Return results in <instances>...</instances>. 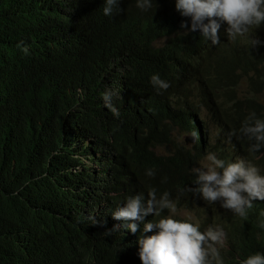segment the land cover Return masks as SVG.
Listing matches in <instances>:
<instances>
[{
	"label": "trees",
	"instance_id": "trees-1",
	"mask_svg": "<svg viewBox=\"0 0 264 264\" xmlns=\"http://www.w3.org/2000/svg\"><path fill=\"white\" fill-rule=\"evenodd\" d=\"M119 7L110 17L103 0H0V264H142L143 226L132 233L111 215L128 197L155 188L175 209L206 208L203 231L213 207L187 189L210 145L226 162L264 166V148L250 153L239 133L250 112L264 117V25L230 40L222 23L213 45L181 27L191 18L175 0ZM153 73L170 87L157 92ZM108 89L119 116L104 104ZM176 133L196 141L177 144ZM260 212L244 226L218 215L247 234L226 241L237 257L264 252Z\"/></svg>",
	"mask_w": 264,
	"mask_h": 264
},
{
	"label": "clouds",
	"instance_id": "clouds-1",
	"mask_svg": "<svg viewBox=\"0 0 264 264\" xmlns=\"http://www.w3.org/2000/svg\"><path fill=\"white\" fill-rule=\"evenodd\" d=\"M120 3L121 0H103V14L110 17L118 14L121 11ZM135 5L141 11H147L152 8L153 0H135ZM175 8L182 16L191 18L190 28L187 23H183L182 28L192 32L199 30L213 45L220 43L222 23L227 25L225 33L230 40L248 34L253 26L258 28L264 25V0H175ZM17 47L28 53V46L23 41ZM150 83L157 92L170 87L159 73L150 76ZM113 95V91L108 89L102 98L105 106L119 116L118 109L112 104ZM239 133L250 142V153L260 151L264 148V117L250 112L242 122ZM192 140L195 143L196 139ZM204 160L206 163L202 166L191 169L195 187H188L187 190L212 207L216 206L218 212L238 217L242 226L249 224L246 222L249 211L261 219L260 208L264 211V166L258 167L245 157L226 162L214 152H208ZM145 175L153 177L155 172L146 169ZM175 206L169 192L165 191L158 197L156 189L151 188L147 198L144 193L130 196L123 206L111 213L113 219L121 221L122 227L132 233L140 225L143 226L137 241L142 264H224L228 254L237 259V264H264V252L257 251L242 259L237 257L239 249H231L226 244L233 235L247 238L240 225L230 229L226 223L224 230L219 225L223 223L218 221V215L213 214V223L219 224L209 225L201 231L199 224L191 220L161 215L163 210H174ZM149 215L153 219L146 220ZM90 219H93V224L98 223L94 218ZM119 227L121 225L116 226ZM259 227L264 229V221ZM149 232L153 234L145 235ZM259 237L260 233H257Z\"/></svg>",
	"mask_w": 264,
	"mask_h": 264
},
{
	"label": "rangeland",
	"instance_id": "rangeland-1",
	"mask_svg": "<svg viewBox=\"0 0 264 264\" xmlns=\"http://www.w3.org/2000/svg\"><path fill=\"white\" fill-rule=\"evenodd\" d=\"M248 93V90L246 88H240L239 89V95L242 97L244 94H247ZM264 99V97H263ZM204 119H206V116H204ZM218 131L215 129L214 130V137L216 138V140L218 139L219 135H218ZM174 138H175V142L177 144H182V143H186L187 145L191 146L194 144V141H192V137L187 135V134H183V133H176L174 135ZM221 145H217V143H212V145H210V152H214L216 153V155H219L218 152H219V148H220ZM203 163H206V161L203 159V161H201L200 165L199 166H202ZM198 207V206H197ZM212 212V214L214 215H220L221 213L218 212V209L216 208V206H214L213 208H211L209 210V212ZM206 213V208L204 209V211H195L193 213H189V212H184V211H181V210H178V209H174L173 210V216L174 217H179V219H188V220H191L192 222L194 223H198L200 224L201 221H202V216ZM214 224H219V223H212L211 225H214ZM221 227L225 228L227 227V224L226 222L223 223V225L219 224Z\"/></svg>",
	"mask_w": 264,
	"mask_h": 264
},
{
	"label": "water",
	"instance_id": "water-1",
	"mask_svg": "<svg viewBox=\"0 0 264 264\" xmlns=\"http://www.w3.org/2000/svg\"><path fill=\"white\" fill-rule=\"evenodd\" d=\"M193 141V140H192Z\"/></svg>",
	"mask_w": 264,
	"mask_h": 264
}]
</instances>
